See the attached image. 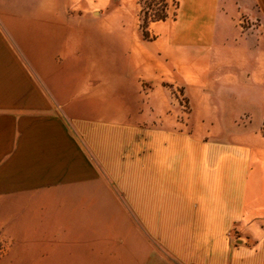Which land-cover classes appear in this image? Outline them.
<instances>
[{
	"label": "crops",
	"instance_id": "1",
	"mask_svg": "<svg viewBox=\"0 0 264 264\" xmlns=\"http://www.w3.org/2000/svg\"><path fill=\"white\" fill-rule=\"evenodd\" d=\"M173 1L145 41L138 0H0V206L54 208L0 226L48 264H264V0Z\"/></svg>",
	"mask_w": 264,
	"mask_h": 264
},
{
	"label": "rangeland",
	"instance_id": "2",
	"mask_svg": "<svg viewBox=\"0 0 264 264\" xmlns=\"http://www.w3.org/2000/svg\"><path fill=\"white\" fill-rule=\"evenodd\" d=\"M139 6H140V13H139V22L140 25L143 22L144 19V13H146L147 20L154 19L157 15H163L173 17V15L176 12L175 8V2L172 0H166V4L162 0H138ZM166 5V9H165ZM139 25V27H140ZM174 98L179 102V104L183 107L182 112L189 114L190 108L187 103V98H185L184 93L181 89L177 88L174 92ZM231 109L232 112L235 115V104L232 105ZM247 109L249 108H240L239 113L241 117L244 116V114H247ZM247 110V111H246ZM214 112V111H212ZM251 121L249 125H245L244 127H251L252 129L257 128L260 122V118L258 116L259 112L255 110H249ZM242 128V127H240ZM232 129V128H231ZM261 133L264 137V122L263 125L260 127ZM233 131L235 132V127H233ZM31 202V201H30ZM53 207H48L47 205H15L12 207H1L0 206V216L3 217V215L13 214V215H21V216H28V215H37L41 213H49L51 212V209ZM54 212V208L52 209ZM34 217V216H32ZM3 224V223H0ZM7 224V223H5ZM23 225V222L15 223L11 222V225ZM41 223L39 222H29L26 224L27 229H39V225ZM111 228L118 229L120 223L118 222H112L110 223ZM22 228H18L19 231ZM13 232H8L7 227H1L0 226V264H48L50 261L54 262L57 260V257L59 259L58 255L53 254H45L41 253L42 248L40 247V240L39 238L32 237L29 239L31 242V246L28 247H18V241L20 239H15L12 237H8V235L12 234ZM234 239H230V241H235V233L233 234ZM22 240V239H21ZM27 240V239H26ZM16 241V242H15ZM16 244V246H15ZM26 250V251H24ZM63 260H66L65 262H71L76 261L77 264H87L88 256L87 254H78V255H72V254H65V256H62Z\"/></svg>",
	"mask_w": 264,
	"mask_h": 264
},
{
	"label": "trees",
	"instance_id": "3",
	"mask_svg": "<svg viewBox=\"0 0 264 264\" xmlns=\"http://www.w3.org/2000/svg\"><path fill=\"white\" fill-rule=\"evenodd\" d=\"M162 1L166 4V0H162ZM175 8L177 10V4H175ZM165 9H166V5H165ZM175 15H176V12L173 15V17L166 16L165 14H163V15H157V16L154 17L153 20L152 19L147 20L146 13H144V19H143L142 24L140 25V31H141V36H142L143 40L150 41V40L153 39V37H151L150 34H149V32H148V27H149V24L151 22L165 21L168 18L174 19L175 18Z\"/></svg>",
	"mask_w": 264,
	"mask_h": 264
}]
</instances>
